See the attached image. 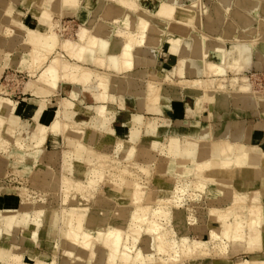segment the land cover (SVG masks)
Here are the masks:
<instances>
[{
	"label": "bare ground",
	"instance_id": "bare-ground-1",
	"mask_svg": "<svg viewBox=\"0 0 264 264\" xmlns=\"http://www.w3.org/2000/svg\"><path fill=\"white\" fill-rule=\"evenodd\" d=\"M57 1H61L66 5H71V1L51 0L50 3L53 5L48 8L58 14L56 18H60L63 13L60 11V4H57V8L54 9ZM74 1L76 7L74 15L82 23L75 40L66 37L61 38L60 35L56 34L53 29L59 27V25L54 19H47L45 12L48 13V11L42 10V6L36 2L29 8V11L37 16L40 25L44 26L43 28L25 26L17 18L9 15L10 13L5 11L4 8H0V25L5 31L2 42L8 43L11 47L14 40L18 38L17 35H21L19 42L29 46V51L25 55L18 56L16 59L18 65L14 67L16 69L26 65L25 67L28 68L30 79L27 82L26 89L32 88L36 94H53L58 91L59 87L63 86L64 92L71 94L72 97H76L79 92L84 95L87 89L89 91L94 89L96 101L102 104L96 105V115L92 124L104 126L107 118L104 102L112 97L109 92L113 81L108 74L98 72L97 69L94 70L85 65L92 63L102 68L126 73L133 67L136 48L150 50L155 54L160 49L163 41L166 40L169 44V50L176 54L178 60L182 62L181 77L176 82L172 78L176 72L175 66L169 74L164 75L162 78L155 77L153 78L154 81L151 78V81L148 79L142 101L150 110L160 111L161 101L164 99L161 83L165 81L177 83L185 92V97L189 92L192 97L189 101H191L197 113L205 102L209 103L212 108L216 105L225 108L232 95H234L232 103L236 110L235 114H239L242 112L243 107L246 108L247 106L254 108L255 112L264 108V96L260 98L252 93L251 84L248 77L245 76L246 71H244L250 67L248 65L254 49H256L257 58L253 68L264 67V43L258 45L259 42L257 41V37L264 34L262 33L264 18L259 14L261 8L258 0H236L235 5L245 10L248 15L251 14L250 16L233 14L234 10L230 11V18L234 21L232 25L235 29L238 27L239 22L237 21L239 20L244 21L243 23L247 24L248 27L254 19H257V27L259 26V28L256 31H251V33L256 32L254 35L257 37L245 39L244 37L248 35L246 31L242 32L241 35L232 32L230 34L232 38L225 40L222 38L224 34L220 30L218 34L216 32H202L199 23V30H195L193 32L195 36L187 42H184V39L180 36H167L166 27L155 23L153 20L160 19L168 24V21L178 16L181 23L190 22L192 27H196L197 21L200 22L202 16L209 20H219V12H223L221 10L218 14L217 12H208L203 5L205 2L202 0H189L188 2L159 0V4L154 11L142 8L139 0ZM142 1L146 2V0ZM150 1L154 2L156 0ZM224 2L227 1L224 0ZM143 9L148 13H152L154 18L143 15ZM119 11H122L121 17L112 21L111 25L113 28L112 35L116 37L122 46L118 53L109 54V39L96 30L103 28V24L106 22L104 19ZM224 12H226V9ZM205 28L211 31L214 27L206 24ZM209 34H217L218 36L221 34V36L209 38L211 37ZM256 45H258V48H256ZM57 48L60 51L55 52ZM210 50L215 51L216 54L218 53L219 61H205V57ZM209 58L211 59V57ZM188 59L200 60L202 78L190 79L186 77V75L191 74V71H194L188 66ZM148 62L153 63L152 60ZM229 71L242 74V82L237 85L232 83L230 88L225 89L222 81H224ZM215 81L219 83L217 88L214 86ZM217 93L218 97L216 98ZM10 95H0V153L8 154L11 147L14 146L13 149L21 154L23 159L35 160L48 132H62L69 126L73 104L70 99H59V107L55 118L49 124L35 123L26 129L27 138L33 142L32 150L30 149L33 153H31L27 141H19L15 138V129L19 122L16 115L18 103ZM52 102V100H47V104H52ZM133 120H137L135 115ZM199 127H201L198 135L199 145L187 147L183 155H181L182 149L178 137L171 139L165 145L161 144L159 139L156 138L148 145H143L148 148V152L142 160L145 166L139 165V169L143 173H148L150 168L155 170L158 172L156 177L160 181H162L163 176L165 178L169 174L170 176L176 174L184 176L186 173L196 175L194 179L192 178L190 184L177 189L184 193L187 187L192 188L193 185H197L198 190L201 189V194L207 195V193H210L212 198L215 197V200L218 199L227 205L223 210L217 207L209 208L207 219L197 221V218H195L196 222L193 221L192 224L196 230L199 229L201 223L208 226V234L205 239H194L192 236V239H190L187 219L183 218L180 211H175L173 219L171 218L169 205L171 197L168 196L167 190L153 188L144 193L143 186L139 184L140 182H137L139 180L134 181L135 178L133 179V174L128 168L139 163L134 160L140 135L139 129L131 130L128 137L126 136L127 142L119 141L120 143L115 151L113 149L110 152L98 151L85 144L76 143L77 140H70L69 145L72 152L78 153L84 150L86 156L90 158V163L92 161L95 171L100 174L101 181H105L102 192L96 194L89 184L60 170L53 171L49 166L46 167L45 172L43 168L39 169L37 173L44 172L45 175L50 174L49 176H51L48 195L55 199L61 197L62 203H66V199L71 198L68 201L73 203L72 206L68 209L62 207L59 213H56V204L42 206L38 203L34 214L29 209L2 210L0 212V233H13L12 235H15L14 232L20 227L24 230L23 237L27 236L35 243L39 234L44 231L45 235L54 237L55 242L57 240L66 249L65 255L68 259L57 264H88L93 256L97 257V264H103L107 253L109 254V264L117 262L118 255H120V261L123 264L140 262L144 264L146 263V256H144L143 251L154 252L155 250L167 253L165 258L173 263L177 260H184V258L202 260L204 257L213 255L217 257L216 261L211 262L210 259L204 264H234L227 258L229 243L243 244L250 251L260 246L261 225L264 223V202L261 200L257 189L253 187L252 189H244L248 179L244 181V185L241 187L227 180H218L213 177L229 178L227 174H231L235 169H261L260 163L264 160V151L259 148L246 149L239 141L244 136L242 133L230 139L228 137V124L225 126V131L217 133L218 135L214 131V127L208 122ZM157 133L156 130L155 134ZM9 137H14V139ZM208 174L213 177L210 176V178ZM248 190H251V192L248 193ZM114 197H117L116 200L119 203L131 202L134 205L130 213L129 226L123 222L124 209L113 207V210H107L106 205L115 200ZM81 201H85L86 204ZM158 202L165 203L166 208H156L157 205L155 206L154 203ZM23 203L25 201L21 204ZM96 204L97 207H95ZM91 208L94 209V212ZM163 213L166 214L164 219L161 218ZM127 227L132 232L131 241L133 245L141 242L140 235L144 232L143 246L135 252V255L127 251H121L126 232L124 230ZM15 238L17 239V237ZM21 251H17L16 248L11 250L0 247V261L2 262L0 264H47L51 258V254H49L45 260H37L28 254L27 249ZM27 254L31 262L34 260L33 263L26 262L25 256ZM152 257L151 255L150 258ZM237 264H249V262L243 261ZM254 264H264V262H255Z\"/></svg>",
	"mask_w": 264,
	"mask_h": 264
},
{
	"label": "crops",
	"instance_id": "crops-1",
	"mask_svg": "<svg viewBox=\"0 0 264 264\" xmlns=\"http://www.w3.org/2000/svg\"><path fill=\"white\" fill-rule=\"evenodd\" d=\"M70 1L71 5H66L61 1H57L54 9L57 8V4H60V11L63 12L60 16V20L66 19L75 21L77 22L79 28V22L74 17L76 10L75 1ZM182 1L188 2L189 0ZM210 1L211 0H204V2L206 3ZM35 2L42 6V10L48 11V13L44 11L47 15V19L51 20L56 19V16L58 17V14L55 13L54 10H49L48 8L52 7L53 5L52 3H50L51 0H0V8H4L5 11L10 13L9 15L17 18V20L25 26L27 25L31 28H43L44 26L40 25L37 16L29 11V8L34 5ZM231 2L232 5L233 3L235 5L236 0H232ZM143 3L144 2L142 0H139V4L142 8H144ZM222 3H225L224 0H222ZM258 3L261 8L259 14H264V0H258ZM232 10H234L233 14H241L244 16L248 15V13L242 9L237 8L236 10ZM121 15L122 11L112 13L111 16H109L107 19H104L106 20V22L103 24V28L100 30H96L107 39H109V54L118 53L121 50L122 45L120 42H118L116 37L112 35L113 28L111 25V22L117 18H120ZM250 15L251 14H249L248 16ZM219 17L223 18V14L221 12L219 13ZM178 19L180 18L178 16H175L174 19L168 21V24L160 19H154L153 21L163 27H166L167 36H180L184 39V42H187L191 37L195 36V34L193 33L195 29L192 28L190 22L181 23ZM251 28V24L247 27V24L238 23V27L235 30V33L237 35H241L242 32L246 31L247 34H249L251 33V31H253ZM203 29H205L204 33H220L219 30L214 31L217 29H212L211 31H208V29L206 28ZM232 32L233 31L223 32V34L230 35ZM249 35H254V33H251ZM4 36L5 31H3L0 25V79L4 75L6 69L14 68L18 65L16 59L19 55H25L29 51L28 45L25 46V44H21V42H19V38H21V35H17L18 38L14 40L11 47L8 43L2 42V38ZM263 38L261 41H258V45H262L264 43L262 42L264 41ZM258 45H256V48H258ZM182 47H184V45H182ZM58 51H60L59 48L55 50V52ZM217 54L213 50L208 51V54L205 57V61H219V56ZM209 57H211V59ZM256 58V49H254L252 52L250 63L248 65L250 66V69H253L254 64L256 63ZM133 59V67L126 73H120L102 68L92 63H87L85 65L94 70L97 69L96 71L98 72L108 74V76L113 81L111 90L109 92L110 96L112 97H109L104 102L106 106L107 117L105 121L106 124H104V126H100L99 124L96 126L92 124L93 118L96 115L95 109L98 105L102 104L101 102L96 101L94 96V89H90V91L87 89L84 95L79 92L76 97H72L71 94L64 92L63 86L59 87L58 91L53 94H36L32 90V88L26 89L29 78L24 81L20 89V96H18L17 98H11L18 103L16 115L19 118V122L15 129V138L19 141H27L26 143L29 146V150H32L33 142L27 138L26 129L30 125H33L35 123L43 125L49 124L52 119L55 118L56 112L59 107V99H70L73 104V106L71 107L72 116L71 120H69V126L64 131H62L63 133L61 131L48 132L43 144L41 145V150L39 154L36 155L35 160L29 158H27V160L23 159L21 154L13 149L14 146L11 147L8 154L0 153V212H2V210L22 208L20 199L17 197L16 190L12 186H6L5 184V179L9 176H16L26 179L32 187L39 191H44L47 189L51 178V176H49L50 174L47 176L44 173L47 170L46 167L49 166V168L53 171L60 170L77 179L85 181L90 185L92 189L98 186V184L101 182L100 174H97L94 166L92 165V161L90 163V158L86 156L84 150L79 151L78 153L75 151L74 153L72 152L69 145L70 140H77L76 143L85 144L86 146L98 151L100 150L110 152L113 149L115 151L120 142H127L126 138L128 137V134L131 130L139 129L140 135L138 140V147L135 150V159L140 158L142 162L144 157L147 156L146 152H148V148H145L143 145H148L154 138L159 139L161 144L165 145L169 143L171 139L178 137L180 139L182 149L181 155H183L187 147L196 144L199 145L200 141L198 139V135L201 128L199 126L205 124V122H208L214 127V131L216 132V134H219L222 131L224 132L226 129L225 126H227L228 124V137L230 139H233V136H239L242 133V135L244 136L239 141L245 146L246 149L259 148L260 150L264 151V108H261L258 110V112H255V110H253L254 108L247 106L246 108L243 107L242 112H240L239 114L236 113V115V110L232 103L234 95H232V97L230 98V102L225 108L221 105H216L212 108L209 103L205 102L207 105L204 103V106L202 105L201 109L197 113L191 101L186 99L183 89L179 85H177V83H175L181 77L180 71L182 68V62L178 60L176 54L172 53L169 50V44L166 42V40L163 41L160 49L157 50L155 54L150 50L136 48ZM149 60H152L153 63H149ZM187 62L188 66L194 71H191V74L186 75V77L190 79L202 78V64L200 60L188 59ZM175 66L176 72L172 76L175 82L169 83L165 81L166 83H161V90L164 99L161 101L160 111L158 112L150 110L146 106V104L143 103L144 101H142L145 95L148 79L149 81H154L153 78L155 77H157L158 79L162 78L164 77V75L169 74L171 69ZM232 75V71H229L226 74V79L222 81L225 87H228L229 80L232 78ZM214 86H216L217 88L219 86V83L215 82ZM215 97H218V93ZM47 100H52V104H47ZM231 114H233L234 116ZM250 114L253 115L251 116ZM134 115L137 119L135 121L133 120ZM143 123H145L146 125H142ZM71 128H73V131L71 130ZM156 130L158 132L157 134H155ZM152 132L154 133L153 135L151 134ZM164 137H166L165 141ZM31 150L29 152L33 153ZM260 165L261 169L258 167V170L235 169L231 174H227L229 178H223L222 176L213 177L212 175H208L209 177L211 176L218 180H227L234 185L241 187L242 185H244V181L248 179L246 183L247 185L244 187V189H252V187L254 189H257L259 191L261 200L264 202V160L260 163ZM42 168L44 172L37 173V171ZM247 192L250 193L251 190H248ZM203 208L205 210L207 206L205 205ZM189 227L193 231H196L193 224L190 223L188 229H190ZM197 230H199L197 232H201L203 230L204 232H207L208 226L205 225V223H201L199 229ZM13 239L14 235H12V233H0V247L11 245L16 249L18 248L19 250L26 249L23 248L21 244L23 243L22 241L26 242V239H22V241H19L20 245L15 244L16 241ZM227 255V258L234 264L241 263L243 261H247L249 262V264H254L255 262H264V223H262L261 225V241L259 248L250 251L247 250L245 245L243 244L229 243Z\"/></svg>",
	"mask_w": 264,
	"mask_h": 264
},
{
	"label": "rangeland",
	"instance_id": "rangeland-1",
	"mask_svg": "<svg viewBox=\"0 0 264 264\" xmlns=\"http://www.w3.org/2000/svg\"><path fill=\"white\" fill-rule=\"evenodd\" d=\"M202 1L204 2V0H202ZM226 1L227 2L222 3V0H211L210 2L203 3V5L205 6V8L207 9L208 12H211V13L217 12V14H218V12L221 10L224 13V18H219V20L218 19L217 20H212V19L211 20H209V19L205 20L204 16H202L201 21L200 22L197 21L196 27H192V28L195 30H199L198 27H199V23H200L201 30H203V31L205 30L203 28L206 27L205 24H207V25H211V27H214V28L216 27L215 29L219 28L215 31L220 30L221 32H231V31L235 32L236 29L234 28V25H232L234 23V21H232L230 18V11L232 9L236 10L237 8L238 9H240V8H239V6L236 8V5L233 6L232 2H231L232 0H226ZM158 4H159V0L154 1V2H151L150 0H146V2L143 3V6H144V8H146L150 11H154L156 9V7L158 6ZM225 9H226L227 13L224 12ZM203 13H202V15H204ZM142 14L146 15L148 18H154V15L152 13H150V12L148 13L144 9H143ZM260 16L264 18L263 13H261ZM75 19L79 22V28H78L77 22H75V21H70V20H66V19L60 20V18L54 19V21L57 22V25H59V27L55 26L56 28L53 29L54 32H56V34L60 35L61 38L66 37V38H69L71 40H75L77 38V32L80 29L81 24H82L78 17H75ZM241 21L242 20H239L237 22H239L240 24L244 22V21L243 22H241ZM227 23H228V25H227ZM257 25H258L257 19H254L251 23V26H252L251 29L256 31L259 28V26L257 27ZM77 28H78V30H77ZM262 33H264V30ZM249 34L246 35L244 38L250 39V38L257 37L255 35H251V36H253V37H251ZM262 35H260V37H257V39H258L257 41L262 40V38H263ZM210 36L211 37H209V38H218L221 35H219V36L210 35ZM222 38L225 40H228V39L232 38V36L225 34L224 36H222ZM20 68H16V69L15 68H9V69L5 70L4 75L0 79V95L1 94L2 95L3 94H11L10 96L13 98H17L18 96H20V89H21L24 81H26L28 78L30 79V73L28 71V68H26L24 66H21ZM244 71H246L245 76L248 77L249 82L251 84V88L253 90L252 93L258 95V97H260V98L263 97L264 96V67L259 68V69L253 68L250 70H249V68H246ZM242 76L243 75L240 73H238V74L233 73L232 78L229 80L228 87H225V89L230 88L232 83H234L236 85L240 84L242 82V79H241ZM233 78L235 79V81ZM224 79H226V78H224ZM223 86H225V85H223ZM254 92H256V93H254ZM191 98L192 97L188 92L186 99L191 100ZM10 139H14V137H11ZM165 139H166V137H164V141H165ZM134 160H136V161L138 160L137 161V162H139V163H137L138 165L129 167L128 169L132 172L133 179L135 178L134 181L139 180L137 182L138 183L140 182L139 184L141 186H143L144 193H146V191H149L150 189H153V188L154 189H160L161 188V189L167 190L168 196L171 197V201H170L169 205H170L171 218L172 219H173V213L175 211H180L183 215V218L187 219L186 222H187V225L189 226L190 223L191 224L194 223L193 221L196 222L195 218H197V221H204V219H207V212H208L209 208L217 207V208L223 210V208H225L227 206L225 203L223 204L222 201H220L218 199L215 200V197H213L214 198L213 199L210 193H207V195L201 194L200 193L201 189L198 190L199 187L197 185H193L192 188L187 187V189L184 193H181V191L179 189H177L181 186H187L188 184H190L191 183L190 181L193 180L196 175L186 173V175H184V176L181 174H176V175L170 176V174H169L168 177H165L166 179L163 176V178L161 179L162 181H160V179L158 180L156 177L158 172H156L155 170L150 168L148 173H143L141 171V169H139V165L145 166L144 163L141 162L140 158H136ZM118 161L121 162L120 160H118ZM113 165H115V163H113ZM110 168L112 169V167H110ZM142 181H144V182H142ZM104 182L105 181H103L101 184L99 183L96 188H93V191L96 194L102 192ZM5 184H6V186H12L16 190L17 197L20 199L21 203L25 201V203H23V204L20 203L21 207H22L20 210L28 208L32 212V214L35 213V208H36L37 203L41 204L42 206H44V205L49 206L51 204H56V207H57L56 213H59V211L61 210L62 207H67V209H68L73 204L72 202L68 201L71 198H67L66 203H62L61 197H59V198L57 197L55 199L54 197L48 195V192L50 190V184L48 185L46 190L39 191V190L35 189L34 187H32L29 184L28 180L20 178V177H16V176L7 177L5 179ZM114 198H115V200H112V202H109L106 205L108 207L107 210H113V207L115 209H119V208L124 209L125 216L123 219L125 221L123 220V222H124V224L129 226L130 213H131L134 205L131 202L130 203L129 202L119 203L116 200L117 197H114ZM117 202H118V204H117ZM82 203L86 204L85 201H83ZM154 205L155 206L157 205L156 208H158V209L166 208V204L163 202H158L156 204L154 203ZM205 205L207 206V208L204 210L203 207ZM95 207H97V204ZM202 208H203V210H202ZM91 210H92V212H94V209L91 208ZM165 215L166 214L163 213L161 218L164 219V217H166ZM161 222L163 223L164 221H161ZM172 223H173V221H172ZM124 231H126V232L124 234V241L122 242L123 244L121 247V251H127V252L135 255V252H137L141 248V246H143L142 241L144 238V232L141 233V235H140L142 238L141 242H139V244H137V245H133V242L131 241V237H132L131 230L129 229V227H127ZM197 231H199V230L193 231L191 228L189 229L188 236H190V239H192V238H194V239H201V238L205 239L207 237L208 231L207 232L206 231L204 232V230L201 232H197ZM14 234H15L14 240L16 241L15 244L20 245L19 241H22V239L24 238L23 237L24 230L19 227L14 232ZM177 236H179V235H177ZM191 236H192V238H191ZM15 237H17V239ZM24 239H26L25 240L26 242L22 241L23 243H21L23 248L28 249V254L32 255L37 260H45L46 256L49 254H51V258L48 260L47 264H57V263L63 262L66 259H68L67 256L65 255L66 249L64 247H62L57 240L55 242L54 237L45 235L44 231L39 234L38 240L35 243H33L32 240H30L27 236H25ZM2 248H5V249L8 248L11 250L15 249V247H13L11 245H9V246L7 245V246H4ZM16 250L21 251L18 248ZM28 254L25 256V260H27L26 262L33 263L34 260H32V262H31V260H29ZM143 254H144V256H146V261H145L146 263L143 262L144 264H158V263L159 264H161V263L162 264H204L210 259H211V262H214L217 259V257L212 255L210 257H204V259H202V260H198V259H194V258H184V260L183 259H181L180 261L177 260L173 263L170 260H167L165 258V257H167L166 256L167 253H164L163 251H160V250L159 251L155 250L154 252L143 251ZM151 255L153 256L152 257L153 259L150 258ZM148 256H150V257L148 258ZM163 258H164V260H163ZM96 259H97V257L93 256L90 259V262L88 264H97ZM120 259H121V257H120V255H118L117 262H115L113 264H123L122 261H120ZM165 260H166V262H165ZM0 263H2V262L0 261ZM103 264H109V254L108 253L105 256ZM134 264H142V263L140 262V263H134Z\"/></svg>",
	"mask_w": 264,
	"mask_h": 264
}]
</instances>
